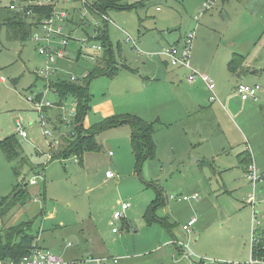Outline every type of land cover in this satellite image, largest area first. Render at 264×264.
I'll return each instance as SVG.
<instances>
[{"label":"rangeland","instance_id":"1","mask_svg":"<svg viewBox=\"0 0 264 264\" xmlns=\"http://www.w3.org/2000/svg\"><path fill=\"white\" fill-rule=\"evenodd\" d=\"M26 1L0 0V4L23 5ZM83 1L85 4L53 0L55 16L65 14L61 20L69 40L66 58L49 64L47 77L41 74L46 58L38 54L31 39L10 41L0 26V139L15 135L27 162L24 167L17 161L8 162L0 150V204L19 182L26 184L31 198L26 209L19 212L18 204L11 213L0 216V231L6 224L30 222L29 233L39 236L41 244L52 247L65 260L82 250V235L97 229L109 258L145 256L134 264H161L154 254L162 244L155 228L169 237L162 225L166 222L171 232L181 236L177 243L183 250L166 264L246 263L252 233L264 236V178L256 186L252 210V183L239 163L249 152V166H255L258 176L264 174V0H214L207 11L202 0H119L118 7L105 11L106 23L90 10L97 0ZM193 32L192 67L201 73L203 66L209 75L215 86L213 101L210 90L199 81L188 96L190 88L182 77L187 78L189 70L166 64L160 55ZM105 36L117 66L124 62L128 68H118L112 78L90 79L85 127L98 124L99 112L138 116L154 126L155 156L136 168L130 145L132 130L125 123L96 133V146L88 147L82 159L71 155L48 161L47 142L65 132V120L71 124L66 130L73 132L75 117V99L57 94L54 86L71 83L72 78L73 84L84 83L98 61L89 59L79 42L101 45ZM60 43L52 38L50 48H59ZM91 53L96 52L91 49ZM102 56L100 53L98 58ZM158 71L162 73L158 75ZM173 71L179 74L180 83L173 79ZM238 77L243 78L242 83L260 88L257 102L241 101L233 89ZM37 100L62 104L61 131L51 109H46L50 137H42L34 110ZM16 119L21 121L24 136L15 133ZM71 137L65 138L75 140ZM18 166L20 174L15 175ZM108 170L115 177L107 180ZM32 178L36 184L30 186ZM158 194L163 204L153 214L165 222H148L146 210L159 199ZM192 195L199 201H183ZM123 203L129 204L128 216L115 223L120 234L112 245L107 218ZM187 216L196 221L200 218L196 224L202 229L198 253L179 229ZM101 264L110 263L104 259Z\"/></svg>","mask_w":264,"mask_h":264},{"label":"trees","instance_id":"2","mask_svg":"<svg viewBox=\"0 0 264 264\" xmlns=\"http://www.w3.org/2000/svg\"><path fill=\"white\" fill-rule=\"evenodd\" d=\"M34 0H27L23 5H16L11 3L9 6H2L0 4V26L5 28V34L10 41H18L24 43L30 39L32 32L38 28L40 22L43 19L48 18L53 12L54 7L52 5H42L41 7L33 4ZM119 0H97L94 2L90 10L95 15L105 14L106 10L118 7ZM13 6V7H12ZM128 7V6H122ZM104 36V34H103ZM102 47L103 56L98 59V63L95 68L89 73L87 78L82 84L61 83L54 86L57 94L65 96L71 95L75 99V117L73 118V132L69 134V137L75 140H68L64 136H61V144L56 147L54 152H51L52 158L50 161L57 159H66L68 156L74 155L78 159H82L83 153L90 146L95 145L94 135L100 131L107 130L108 128H118L122 124H129L131 127L130 145L131 151L135 157L136 168L141 162L146 159H152L155 156V145L153 141L154 126L140 117L131 115L112 116L102 120L91 128L87 129L82 124L87 112L89 111L88 104L90 101L89 94L87 93V86L91 78H97L99 76H107L112 78L118 68H127L117 66V62L112 55L111 46L108 44L107 37H103ZM229 69L233 70V62L229 63ZM21 146L17 141L15 135L7 136L0 140V150L3 156L8 162L17 161L20 167L27 165L25 157L22 156ZM248 162V163H247ZM251 162V156L248 152L242 155L240 164H246L245 172L248 170L249 163ZM19 166L16 168L15 175H19ZM26 184L24 182L17 183L12 194L1 200L0 204V216L1 218L9 213L12 209L23 207L31 202L29 192L26 190ZM155 201L148 206L146 210V219L149 222L160 221L165 222L158 215L153 214V211L158 205L163 204L158 194ZM30 222H21L17 225L5 228L2 227L0 231V260H12L14 263L28 255L35 244L36 237L29 233ZM166 229L170 228L169 224L163 223ZM170 230V229H169ZM259 244L252 249V253L255 256L264 257V240L259 239Z\"/></svg>","mask_w":264,"mask_h":264},{"label":"built area","instance_id":"3","mask_svg":"<svg viewBox=\"0 0 264 264\" xmlns=\"http://www.w3.org/2000/svg\"><path fill=\"white\" fill-rule=\"evenodd\" d=\"M57 1V0H56ZM70 2V0H65ZM82 4H85L83 0H80ZM54 2L53 0H34L33 4H35L38 7H41L42 5H52ZM213 4L212 0H205L202 3V7L204 10L210 9L211 5ZM53 6V5H52ZM13 7V6H12ZM65 14L61 13L59 14V18L55 16L54 9L51 15L48 18L43 19L42 22L38 25V28H36L33 32L32 35L30 36L31 41L34 43L35 48L37 49L38 54L41 57L46 58V63L47 66L44 70V72H41L42 75L47 77V75L50 74L49 72V64H52L55 59L59 58H66V46L68 44L69 37L64 35L63 32V21L61 20L64 18ZM100 19L103 22H108V17L105 14H100L98 15ZM198 18H195L197 20ZM52 38H58L60 39V47L56 49L50 48L52 44ZM194 39V34L189 33L183 40H182V45L177 46V45H172V46H167L166 49H164L162 52H160V55L165 59L168 60L169 64L173 67H178V68H185L189 70V73H187V78L186 80L188 82H192L195 79L200 78L207 86L208 90H213L214 84L212 81L209 79V77L203 73L195 72L190 64V56H191V49H192V41ZM81 45V51H90L91 49L95 51V54L90 53L89 59H91L93 62L98 61L99 54L103 52V47L102 45H98L95 42L90 43V41H84L81 40L79 42ZM71 81H75V79H71ZM48 84V82H47ZM235 92L239 95L241 101L244 100H249L253 102H257L258 98V93L260 92V88L256 85H248V84H238L235 88ZM30 99L28 98V101ZM39 101V102H37ZM34 102V110H36L38 114V125H40L41 131H42V137L45 138L46 136L50 137L51 134L46 129L47 127V110L49 108H52L53 105L48 103V102H43V100H37ZM47 109V110H46ZM74 112V111H73ZM75 115V112H74ZM63 124L66 126H71L69 121L65 120L63 121ZM15 133L18 134L19 136H24L25 133L23 131V127L21 125L20 119L15 120ZM61 144L60 138H52L49 139L47 142L46 146V155H47V160L50 161L52 158L51 152L56 149ZM42 150V148H40ZM37 148V153H42L41 150ZM110 156H112V153H108ZM105 177L108 178H113L115 177L114 173L112 171H108L105 173ZM264 178V174L258 176L257 169L255 168L254 165L249 166L247 173H246V180L250 181L252 183V195L251 197V206L252 210L254 206V198H255V189L258 184V182H261L262 179ZM30 186L36 184V180L32 178L28 182ZM190 198L194 200H198L195 196L191 197H183V201L189 200ZM129 209V204L124 203L120 206L118 210H115L112 212V217L109 222V226L111 227V231L113 233H117L118 230L115 227V223L117 221H120L124 218V213L125 211ZM253 222L256 220V214L254 213L252 216ZM195 222V219H191L186 223V225L182 226L181 229H183L184 232H189L191 230V227L193 226ZM251 242V251L249 254V260L246 263L243 264H264V257L262 256H255L252 253V249L257 246L260 242L256 237V233L253 232L250 238ZM179 245L178 243H176ZM114 262H117V260L113 259ZM0 264H67L66 262H63V260L55 254L52 250H48L46 248H43L39 246L36 242L33 245L30 253L24 257H22L18 263H14L12 260H0ZM76 264V263H74ZM82 264V263H80ZM83 264H88V262H84ZM212 264H241V263H228V262H214Z\"/></svg>","mask_w":264,"mask_h":264},{"label":"crops","instance_id":"4","mask_svg":"<svg viewBox=\"0 0 264 264\" xmlns=\"http://www.w3.org/2000/svg\"><path fill=\"white\" fill-rule=\"evenodd\" d=\"M205 0H202V3L204 2ZM212 1H214V0H212ZM217 1V0H216ZM222 2H227V0H221ZM208 10V9H207ZM207 10H205V11H207ZM196 21H198V19L196 20ZM232 23H234V21L232 20ZM196 28H197V26H196ZM104 29H106V25H104ZM193 34H194V38H195V33L193 32ZM181 40H177V41H175L174 42V45H177V46H181L182 44V41L180 42ZM90 43H93V42H90ZM134 44V43H133ZM179 44V45H178ZM170 46H172V45H170ZM91 53V50L90 51H88L87 52V55H89ZM103 53V52H102ZM191 54H192V49H191ZM191 57V59L190 60H192V56H190ZM165 60V59H164ZM119 61H121V59H119ZM166 62V64H168V65H170L169 64V62H168V60H165ZM190 64H191V67L194 65L193 64V60L192 61H190ZM120 66H122V67H127L126 66V64L123 62ZM128 68V67H127ZM127 68H122V69H127ZM176 68H178V67H176ZM201 69H202V71H200L201 73H203V74H205V75H207L208 77H209V75L208 74H206L205 72L206 71H203L204 70V67L203 66H201L200 67ZM179 69H182V68H179ZM192 69H194L193 67H192ZM195 70V69H194ZM196 71V70H195ZM186 72V71H185ZM258 72H259V70H258ZM162 72L161 71H158V75H160ZM256 73H257V71H256ZM185 74V73H184ZM171 75H173L172 77H173V79L174 80H176V81H179V83H180V80H178V78H179V74H177V72L175 71H173L172 73H171ZM142 78V76H140V78L139 79H141ZM153 78V79H152ZM151 79L153 80V81H156L157 80V78L155 77V76H152L151 77ZM182 79H184V81H185V83L188 85V88H190V90L189 91H187V95L188 96H191L192 95V93H194V91L192 90V88H193V85L196 83V82H200V83H202L206 88H207V86H206V84L200 79V78H198V79H195L194 81H192V82H188L187 80H186V76L185 77H182ZM209 79H210V77H209ZM151 80V81H152ZM211 80V79H210ZM212 81V80H211ZM242 81H243V78H240V77H238V79H237V81H236V84H235V87L233 88V89H235L236 88V86L238 85V84H244V83H242ZM213 83V82H212ZM246 84V83H245ZM134 85H135V87L137 86V84L134 82ZM248 85H250V84H248ZM214 88H215V86L213 87V90H208L209 92H210V101H213L212 99H215L216 97H215V95L216 94H214ZM208 89V88H207ZM192 90V91H191ZM235 91V90H234ZM135 93V92H134ZM133 93V94H134ZM179 93V92H178ZM258 95H259V93H258ZM191 101H193L192 99H190ZM249 101V100H248ZM251 102H253V101H251ZM255 103V102H254ZM63 107H62V104L60 103L59 105H54L52 108H50L51 109V111H52V113H53V119H54V121H55V125H57L58 127H59V129H58V131L60 130L61 131V129L63 128L62 126H63V124H62V118H61V112L63 111V109H62ZM51 111H50V113H51ZM73 111L76 113V109H75V107H74V109H73ZM112 112V111H111ZM101 115H102V118H100V120H99V122H101L102 120H104V119H107V117H112V116H116L115 114H113V112L112 113H107V114H104V112L102 113V112H99ZM106 117V118H105ZM98 122V123H99ZM83 125H84V127H85V124H84V121H83V123H82ZM65 125V124H64ZM62 127V128H61ZM65 127H66V129H68L70 126H66L65 125ZM61 128V129H60ZM86 128V127H85ZM66 129H64L63 131H65L63 134L61 133V135H60V139H61V136H69V134H71L72 132H68ZM1 140V139H0ZM249 153V152H248ZM113 155V154H112ZM241 160V159H240ZM239 163H240V161H239ZM248 163V162H247ZM247 163L246 164H240V166H242V168H243V170L245 171V168H246V165H247ZM108 171H111V170H108ZM107 171V172H108ZM107 172H105V173H107ZM246 173V172H245ZM246 177V176H245ZM106 178V177H105ZM107 179V178H106ZM108 179H112V178H108ZM107 179V180H108ZM192 196H194V195H192ZM187 201V200H186ZM185 201V202H186ZM198 201H199V199H198ZM31 202V201H30ZM124 204V203H123ZM122 205V204H121ZM28 206V205H27ZM27 206H24V207H18L19 209V212L20 211H22V209H26L27 208ZM120 208V207H119ZM128 211V209L125 211V216H124V218L121 220L122 222H123V220L124 219H127V214H126V212ZM9 213H11V211L9 212ZM200 217V216H199ZM110 219H111V216H109V218H107V221H109L110 222ZM193 219H195V218H193ZM191 219L189 218V216H187V219L186 220H182L181 221V226L179 227V229L181 230V232L183 233V236H185V238L187 239V237H189L190 238V240L192 241L191 242V245L193 246V250L195 251V253H198V249H197V243L198 242H200V241H202L201 240V237H199V235H200V232L202 231V229L198 226H196V224L198 223V221H200V218H199V220H197L196 221V219H195V222H194V224H193V226L191 227V230L189 231V232H184L183 231V229H181V227L182 226H184V225H186V223L188 222V221H190ZM125 221V220H124ZM12 225L10 224H6V226L4 225V227L5 228H8V227H11ZM156 230H157V232H160V237H159V239H160V242L162 243V244H159V246L156 248L157 250H156V252L154 253V254H156L157 253V255H158V257H157V261H159L161 264H166V263H170V262H172V258H173V260H175L176 259V254H182L183 253V250H182V248H181V245L179 244V245H176V243L178 242L177 241V236H179V237H181L179 234H177V233H173V232H171V230H169V229H167V231H168V235H169V237H170V240H169V237L166 235V233H164V231H160V229H157V227L155 228ZM91 234H92V236H91ZM120 234V231H118L117 233H113L112 231H111V227H110V236L112 237V238H110V240H111V244L113 245V242H118V235ZM177 234V235H176ZM264 234V233H263ZM122 235V234H121ZM199 237V239H197ZM256 237H257V239L259 240H264V236H262V235H256ZM82 239H83V244L81 245V249L82 250H80V252L79 253H77L76 252V254L74 255V256H68V257H65V260L63 259V261L64 262H66L67 264H74V263H76V264H80L81 262H80V260H82L83 262H88V264H101L102 263V260L104 261V259H106L110 264L112 263V264H134V260L138 263V262H141L142 260H145V256H142L141 258H135V259H133V257L132 256H130V257H126V259L124 258V259H122V258H117V257H108L107 255H108V252H107V250L105 249V246H103V241H104V238H103V235L97 230V229H95L94 230V232H92V233H90L89 235H82V237H81ZM40 237L39 236H37V238H36V240H35V242L39 245V246H41V247H43V248H46V249H50V250H52L53 252H55L56 254H59L58 252H56L52 247H49V248H47L44 244H41L40 243ZM121 239H123L122 237L120 238V240ZM121 243H124V240L122 241V242H120L119 244H121ZM70 244L68 243L67 244V246H69ZM163 245H165V247L163 248V249H160V246H163ZM178 246H180V248H178ZM159 248V249H158ZM154 251V249L151 251V252H153ZM62 253H63V250H62ZM60 255V254H59ZM113 259H115V260H117V262H114L113 261ZM137 259V260H136ZM106 262V261H105ZM104 262V263H105ZM176 263H178V261L176 262Z\"/></svg>","mask_w":264,"mask_h":264}]
</instances>
